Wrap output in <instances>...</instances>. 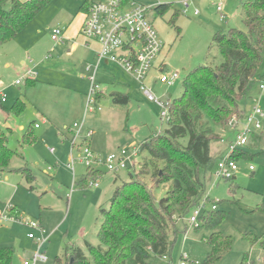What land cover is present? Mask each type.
Segmentation results:
<instances>
[{
  "label": "rangeland",
  "instance_id": "1",
  "mask_svg": "<svg viewBox=\"0 0 264 264\" xmlns=\"http://www.w3.org/2000/svg\"><path fill=\"white\" fill-rule=\"evenodd\" d=\"M85 1L53 0L24 30L23 34L28 39L35 40L42 48L41 54L44 55L46 64L52 63L53 57L56 56L50 46L51 30L53 34L59 28L64 30L74 16L81 12ZM132 1L146 7L169 4L170 8L164 15L156 10L149 12V18L155 24L163 49L148 77L139 82L122 66H115L113 74L116 85L109 86L108 90L115 88L116 93L128 95L130 102L127 105L113 104V92H109L107 97H103L101 103H98L101 110L90 113L85 118L87 95L91 88L89 79L93 76L85 67L84 70L76 72L80 79H86L80 81L82 84L79 82L82 87L80 93L85 92L86 97L81 118L76 119L78 109H75L72 112L75 115L67 117L64 126H58V129L55 128L51 132L46 129L48 126L39 124L40 128H35L34 132L38 138L36 142L24 144L21 129L22 126L28 127L33 120L28 113L31 112L30 107L18 120L15 117L8 118L0 107V132L9 138V146L17 154L11 159L10 168L26 166L36 177L31 185L19 173L0 172V215H9V209L13 208L20 213L19 219H31L41 224L42 230L49 236V241L41 250L48 258L43 264H56L57 258L64 259L70 248L80 247L86 250V243L100 245L98 235L103 224V210L110 209L117 188L130 182L131 174L153 190L155 188L153 172L146 165L151 159L146 153L130 160L128 168L118 174L108 173L106 168H102L104 174L95 171L93 178L99 181V187L92 184L91 178L85 182L87 166L79 161L83 149L89 146L95 156L103 159L113 152L125 149L128 150L129 158L133 155V146L139 152L142 145L156 134L164 133L169 127L168 119L162 116L165 109L159 103L148 99L146 90L142 89L143 85L152 91L158 101L168 105L182 96L184 84L194 70L205 65L220 66L223 63L214 41L217 33H229L232 29L247 31L243 8L245 0H192L188 12L184 7L187 0ZM219 4L224 5L223 15L226 19H222L217 9ZM10 5L8 2L6 8H10ZM196 9L200 11L199 15H195ZM62 69L63 67L60 68ZM100 70L96 79L98 84L101 83V78H104ZM162 73H178L180 78L173 86H168L159 81ZM260 74L264 75V64ZM35 75L37 72L33 70L29 78ZM52 79L56 84L45 88H52L53 95L60 91L68 97L70 91L65 88L66 85L63 86L68 78L55 74ZM20 80L22 85L16 87L15 82V87H11V90H15L19 97H22L27 89L26 78ZM262 80L259 76L254 79L252 87L240 100L245 115L252 113L256 108L264 110V90L260 88ZM104 89L106 87L103 85ZM5 95L7 103L3 106L10 107L16 99L11 93L6 92ZM41 95L40 93V97ZM244 116L237 117V120H242ZM76 123H84L85 127L77 145L73 146ZM242 127H246L244 120ZM232 129L234 128L229 125L225 129L219 128L218 134L221 139L225 138L211 144V154L215 160L213 169L207 174L203 199L206 202V211L209 212L212 211L214 202L218 201L217 211L226 216L219 231L233 239L231 249L218 264H243L245 259L247 264H264L263 246L260 243L252 245L246 239L249 233L259 238L264 236V120L260 129L251 127V132L246 133L249 141L244 149L249 153V157L238 161L239 170L231 178L219 179L216 176L218 160L226 153L228 143L233 138V135L229 137L226 133H233ZM89 133L92 134L91 137L88 136ZM51 149H55V152L51 153ZM74 160L73 170L69 166H72ZM251 167L254 170H251ZM169 186L170 184H167L160 190L157 189L156 196L162 197ZM177 231V235L173 237L175 244L171 257H153L148 264H178L182 255L189 258L188 264H209L211 246L205 237L210 231L190 227L189 216L177 222ZM29 233L28 227L21 222H0V248L14 249L13 264L30 261L38 251L37 244L28 237Z\"/></svg>",
  "mask_w": 264,
  "mask_h": 264
},
{
  "label": "trees",
  "instance_id": "2",
  "mask_svg": "<svg viewBox=\"0 0 264 264\" xmlns=\"http://www.w3.org/2000/svg\"><path fill=\"white\" fill-rule=\"evenodd\" d=\"M52 1L0 0V45L14 40ZM8 2L11 5L7 9ZM90 4V0L85 1L81 10L88 11ZM169 8V4H161L156 11L164 15ZM243 8L247 31L232 29L215 35L223 63L202 66L188 76L182 96L170 102L168 129L140 149V154L146 153L151 159L146 165L156 181L154 190L131 174V181L117 188L110 209L103 210L100 245L86 243V250L70 248L64 259L57 258L56 264H148L153 257H171L177 222L189 216L206 193L207 174L215 160L211 144L221 139L217 130L225 129L234 116L245 115L240 100L254 79L264 77L260 74L264 64V0H245ZM112 97L118 105L130 101L119 94ZM25 108L24 102H16L11 113L20 117ZM31 128L23 137L24 144L38 140ZM15 155L5 134H0V172L19 173L32 185L36 177L31 169L10 168ZM234 156L239 161L248 158L249 153L244 149ZM87 170L85 182L89 178L95 181V171ZM167 184L170 186L166 193L158 198L155 191ZM8 212L10 216L20 215L13 208ZM225 218V214L215 210L208 211L201 220L199 229L210 231L205 237L211 246L209 264H218L232 247V237L219 231ZM246 239L264 248V236L249 233ZM14 255L13 248H0V264H13ZM247 263L245 259L243 264Z\"/></svg>",
  "mask_w": 264,
  "mask_h": 264
},
{
  "label": "built area",
  "instance_id": "3",
  "mask_svg": "<svg viewBox=\"0 0 264 264\" xmlns=\"http://www.w3.org/2000/svg\"><path fill=\"white\" fill-rule=\"evenodd\" d=\"M192 0L184 2L186 12L191 8ZM161 5V4H160ZM132 6V8H130ZM159 6V5H158ZM218 11L222 15V19H226L223 15L224 5L217 6ZM155 11L156 7H146L137 4L132 0H95L90 4L88 11L85 14V20L80 31V35L88 40H93L101 45V51L98 54V63L88 66L87 70L93 73L89 79L91 88L88 95L87 110L85 118L90 113H95L101 110L98 104V98L101 96V87L96 81V74L100 63L103 60H108L114 64L122 66L129 74L133 75L139 82L145 80L150 71L154 68V63L162 52L163 43L159 40L158 32L152 19L149 18V12ZM200 11L195 10V15H199ZM64 30H55L52 39L54 41H61L64 36ZM161 71V70H160ZM32 73V72H30ZM180 78L178 73L165 74L162 73L159 81L162 84L173 86ZM261 89L264 90V77L262 78ZM17 85L22 84V80H18ZM143 90H146V95L150 101L159 103L165 109L162 116L169 120V107L158 101L152 94V91L147 90L143 85ZM6 95H3L2 102H6ZM234 117L229 122V127L232 129L233 138L229 141L226 153L219 160L216 170V176L219 179L231 178L239 170L238 161L235 159V154L244 150L248 144L246 133H250V128H261V123L264 120V110L256 108L250 114L244 116L240 121ZM246 122V127H242V121ZM38 127V126H37ZM83 124H74L75 134L73 146L77 145V140L80 138L81 133L84 131ZM91 133L88 134L91 137ZM88 141V139H86ZM133 155L127 158L128 150L125 149L121 152H113L103 159L91 151L87 146L83 149L80 155V162L84 163L87 168L102 172V168H106L108 173L118 174L122 170L128 168V162L140 155L133 146ZM54 153L55 149H51ZM74 162L69 166L74 170ZM251 170H254L251 167ZM95 187H99V181H93ZM204 199V198H203ZM192 210L189 215L190 227L199 229L203 216L207 214L206 202L203 200ZM217 202H214L212 211L217 210ZM12 209V208H11ZM10 210V209H9ZM2 221H17L23 223L28 227L30 233L28 237L32 239L38 246V251L30 261L24 264H43L46 263L48 258L41 251L43 246L49 241V236L42 230L41 224L31 219H19L15 216L0 215V222ZM38 234H37V233ZM189 258L182 255L181 262L178 264H188ZM175 264V263H174Z\"/></svg>",
  "mask_w": 264,
  "mask_h": 264
},
{
  "label": "crops",
  "instance_id": "4",
  "mask_svg": "<svg viewBox=\"0 0 264 264\" xmlns=\"http://www.w3.org/2000/svg\"><path fill=\"white\" fill-rule=\"evenodd\" d=\"M90 1L92 3L95 0ZM86 12L87 11L81 10V12L76 15V17L74 16L69 24L66 25V28L64 29L65 33L61 41H54L51 38V49L56 52V56L53 57L52 60L54 61L52 63L46 64L45 57L41 54L43 50L40 48V45L35 40H30L23 34L26 28L11 42L0 45V107L4 109L8 118H16L17 120L21 119L25 113L29 111L30 107L31 112L28 113L30 118L33 120L30 121V125H28V127H21L23 130V137L30 127H32L31 132L34 133L35 128H40L39 124L48 126L46 127L48 132L55 130V128L58 129V126H64L66 122L64 120L70 115H75L72 113L75 109H78V115H75L76 119L81 118L85 108L86 97H84L85 92L80 93V89H82V87L79 86V82L86 79H80L76 76V72L84 70L85 67L86 71H88V66L97 64L99 61L98 54L101 51V45L98 42L88 40L80 35ZM52 36L53 30H51V37ZM46 60L49 59L46 58ZM28 61L30 65L28 64ZM115 66L118 65L109 62L108 60H103L99 65L96 79L100 68V73L104 75V78H101V85L99 84L103 94L99 96L98 103H101V99L103 97H107V93L109 92H113L111 95L119 94L129 98L126 94L116 93L115 88L108 90L109 86H112L115 83V74H113ZM61 67H63L62 70H60ZM33 70L37 72V75L29 78L31 76L30 72H33ZM55 74H61L68 78L63 83V86L66 85L65 88L70 91V95L68 97L62 95L60 91L57 95H53L54 91H52V88H45L52 87L56 84L52 79ZM23 78H26L27 89L23 96L19 97V93L15 90L12 91L11 87H15V82L17 83L18 80ZM21 85L16 84V87H20ZM103 85L106 87L104 90ZM20 91L21 88H19V92ZM6 92L9 94L11 93L16 99L10 107L3 106V104L7 103V100L6 102H2L3 95H5ZM40 93L42 94L41 97ZM43 97H45V99H42ZM19 101L24 102L26 104V108L25 112L20 117H17L11 113V108ZM112 102L115 104L113 99ZM64 128L68 129V127ZM226 133H228L229 137H232L233 135L231 131ZM0 134L5 133L0 132ZM7 145L9 146L8 137ZM1 173H4V171Z\"/></svg>",
  "mask_w": 264,
  "mask_h": 264
}]
</instances>
